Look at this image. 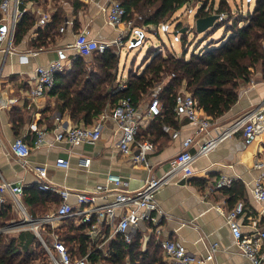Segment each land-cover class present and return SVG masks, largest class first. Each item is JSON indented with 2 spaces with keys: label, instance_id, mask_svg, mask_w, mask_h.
Here are the masks:
<instances>
[{
  "label": "crops",
  "instance_id": "crops-1",
  "mask_svg": "<svg viewBox=\"0 0 264 264\" xmlns=\"http://www.w3.org/2000/svg\"><path fill=\"white\" fill-rule=\"evenodd\" d=\"M23 1L22 9L32 13L38 19L39 25L40 15L47 13L51 16L55 9L51 0ZM79 1L85 4V8L75 14L68 2L60 0L64 22L69 21L70 24L65 27L63 33H60V27L58 28L59 33L49 47L34 48L31 41L37 34L30 32L22 43L14 46V52H0V176L21 188L38 186L39 180L33 167L43 164L47 167L49 182L66 187L73 193L91 192L96 185L106 184L107 174L120 176L128 182V192L136 193L142 188L149 173L142 166L133 164L130 156L119 151L121 132L113 121H106L101 138L93 144L68 145L55 142L54 130L69 128L76 124L71 121L68 114H61L55 109L54 95L48 93L39 100H32L29 96V91L35 85L34 70L37 66L61 60L65 66L64 70L70 67V58L77 54L67 49V46L73 43L77 33L87 31L89 37L96 40H111L117 36L116 31L106 23L105 14L101 10V7L106 6L110 0ZM139 31L143 32L140 28L137 32ZM32 50L38 51V54L29 57L27 62H22L19 54ZM116 54L120 55V52ZM120 67L119 60V86L125 85L128 74L134 71L131 69L126 73V69L122 70ZM157 91L158 88L154 92ZM181 91L185 92L184 88L178 92ZM238 93L237 102L214 121L218 126L231 124L246 111L258 108L263 102V65L259 64L251 71L248 81L240 83ZM148 103L149 101L146 104L142 101L136 105V119L139 122L137 138L153 139L154 150L148 156L151 174L160 176L168 169L170 160L179 151L181 140L194 137L195 140L202 141L205 137L198 135L195 126L185 115L181 112L177 114L174 109V115L170 116L166 125L179 131V138L172 139L163 131L158 135L157 124L162 123L165 111L162 108L161 114L155 119L147 118L145 113ZM42 129L48 130L46 145L33 149L26 164L9 154L8 149L13 140L22 138L27 144L32 145L36 132ZM195 148L196 146H193L190 151H194ZM59 158L69 161L68 169L55 166V160ZM81 159H86L88 166H80ZM260 161L264 163V127L251 139L238 133L225 140L207 156L198 158L191 165V176L162 188L156 194L159 212H152V215L157 216V222L141 224L134 235L138 236L141 249L144 251L150 240L160 244L161 241L168 239L184 245L187 252L193 256L204 258L209 253L211 245L216 243L218 250L214 253L213 259L206 264H251L234 247L224 213L236 202L241 201L245 213L241 217L243 233L252 231L253 222L259 227H264V203L256 201L250 193L254 180L264 171V168L263 170L254 168L255 162ZM220 176L232 178L234 181L228 188L213 190L212 186ZM69 203L76 207L74 196L69 198ZM7 204L11 205L13 211L14 208L17 209L10 200ZM70 221L74 227L80 226L77 221ZM109 233L110 227L103 223L97 229L94 239L88 241L89 247L90 244L100 245L107 254L106 245L116 237L104 241L103 236ZM161 256L162 264H168L162 251Z\"/></svg>",
  "mask_w": 264,
  "mask_h": 264
},
{
  "label": "built area",
  "instance_id": "built-area-1",
  "mask_svg": "<svg viewBox=\"0 0 264 264\" xmlns=\"http://www.w3.org/2000/svg\"><path fill=\"white\" fill-rule=\"evenodd\" d=\"M21 3V0H0V24L5 26V29H0V52L12 53L15 50V27L25 12L21 9ZM101 10L105 14L106 23L116 31L117 36L111 40H96L89 37L87 31H81L75 35L73 43L69 44L67 49L83 57L93 53H104L110 49L119 53L132 35L137 34L139 28L135 26L134 20L129 17L118 0H110L106 6L101 7ZM49 20L50 16L47 13L40 15L41 22ZM69 24V21H65L60 26L59 32L63 33ZM3 43L5 46H2ZM262 48L264 52V43ZM36 54L38 51L32 50L19 54V58L22 62H27L29 57ZM64 67L61 60L52 61L45 66H37L34 70L35 85L29 91L30 98L39 100L50 93L54 87L56 74L62 72ZM125 87L120 85L119 89L122 90ZM174 102L175 112L183 113L195 126L196 133L205 138L202 141H197L194 137L181 140L179 151L170 160L168 169L162 175L151 174L148 156L154 150V142L149 138H137L139 122L136 119V105L129 98L120 99L112 108L104 110L90 126L81 124L54 130V141L68 145L93 144L101 138L106 121H113L121 132L119 151L123 155L130 156L133 164L142 166L149 173L142 188L136 193H130L126 180L115 174H107L106 184L96 185L91 192L73 193L66 187L49 182L45 165H35L33 171L39 180L38 190L58 196L60 204L54 210L31 217L20 200L21 186L8 182L0 176V208L10 200L21 212L20 222L0 228V233L16 229L33 231L46 252L48 264H98L90 259V254L95 250H101L106 255V251L100 245L91 246L90 244V249L84 256L72 254L59 233V227L65 220H75L78 224L85 225L86 234L91 241L97 229L104 223L110 227V233L103 236L104 241L118 235L125 243H130L141 224L157 222V216H153L152 212H159L156 194L162 188L179 183L191 176V165L198 158L207 156L225 140L238 133L251 139L264 127V100L258 108L246 111L234 122L225 126H218L211 121L198 101L186 91L177 93ZM145 114L150 119H155L161 114V103L158 98L152 97L149 100ZM163 132L169 134L172 139L179 138V131L170 126H163ZM47 134V129L37 131L32 145L27 144L22 138H16L9 146V154L26 164L33 149L46 145ZM193 146H196L195 150L190 151ZM79 165L88 166V161L81 159ZM55 166L66 170L69 168V161L56 159ZM254 168L263 170L264 163L255 162ZM233 181L232 178L220 176L212 189L228 188ZM250 193L256 201L264 203V171L254 180ZM71 196L76 199V207L69 203ZM244 214V204L241 201L236 202L224 213L225 221L233 237V245L251 264H264V227H259L256 222H253L251 223L252 231L244 234L241 224V217ZM160 246L168 264H206L213 259L214 253L218 250V244L214 243L207 256L198 258L188 253L184 245L172 240H163Z\"/></svg>",
  "mask_w": 264,
  "mask_h": 264
},
{
  "label": "trees",
  "instance_id": "trees-1",
  "mask_svg": "<svg viewBox=\"0 0 264 264\" xmlns=\"http://www.w3.org/2000/svg\"><path fill=\"white\" fill-rule=\"evenodd\" d=\"M21 1L22 9L24 1ZM51 1L55 9L49 22H41L39 25L32 13L24 12L15 27L14 45L22 43L30 32L37 34L31 41L34 48H47L54 42L65 17L60 0ZM64 1L73 7L75 14L85 8V4L79 0ZM118 1L134 20L135 26L140 28L158 26L167 21L179 7L194 0ZM196 1L202 3L197 17H206L214 11L213 0ZM216 12L232 17L225 0H220ZM223 25L226 34L218 47H206L188 58H185V50L180 56L171 52L165 55L161 52L149 53L140 71H130L126 87L122 90L118 83L119 55L113 50L93 53L88 57L73 56L69 61L70 67L55 76L54 87L50 92L56 99L55 109L61 114H68L76 125L90 126L104 110L112 108L118 100L129 98L137 105L152 94L159 99L161 109L165 111L162 123L157 124L159 126L154 124L160 135L167 120L174 115L175 96L179 89L184 88L198 101L208 118L215 121L237 102L240 83L248 81L251 71L259 64L264 67V0H255L254 9L247 16H235L229 25L224 24V19L220 20L211 30ZM227 33L230 35L226 38ZM181 43L183 46L186 44L185 35L181 36ZM162 81L164 82L160 87ZM149 139L153 141L152 138ZM20 200L31 217L47 213L59 203L58 196L41 192L37 185L22 188ZM13 220L14 211L10 204H5L0 208V228ZM86 228L85 225L76 228L70 220H65L60 225L61 239L72 254L84 256L88 253L90 248ZM71 244L73 247H70ZM106 249V255L101 250L93 251L90 259L98 264H162L161 246L154 240H150L143 251L138 236L127 244L117 235L106 245ZM37 263L48 264V259L33 231L22 230L16 236L0 233V264Z\"/></svg>",
  "mask_w": 264,
  "mask_h": 264
},
{
  "label": "rangeland",
  "instance_id": "rangeland-1",
  "mask_svg": "<svg viewBox=\"0 0 264 264\" xmlns=\"http://www.w3.org/2000/svg\"><path fill=\"white\" fill-rule=\"evenodd\" d=\"M213 1L214 11L210 14H218L216 9L220 0ZM225 2L229 6L232 17L229 18L226 15L221 14L222 18L220 20L224 19V24L227 25L232 22V19L235 16H247L250 14L255 6V0H225ZM201 4L200 1L198 2L194 0L190 4L179 7L167 21L162 22L158 26H140V29L143 31V36L139 43L136 46L131 45V40L133 38L137 39V34H134L121 48L119 55L120 69H126V73L131 69L135 72L136 70L140 71L142 65L144 66V61L151 53L161 52L165 55L171 52L180 56L183 53V50H185V58H188L192 53H198L206 47H218L224 41V36L226 34L224 25L219 29L211 30L206 33L199 34L195 31L194 20ZM177 26H180V28ZM183 28H186L185 33L180 32ZM182 35H185L186 37V44L184 46L181 43ZM229 35L230 33H227L226 38ZM162 85L163 81L159 86L161 87ZM180 90L181 89H179V91ZM153 96L154 95L152 94L147 96L143 103L146 104ZM14 212V220L11 223H18L21 220V212L15 208ZM11 223L9 222L7 225H10ZM20 231L22 230L16 229L4 234L7 236H16Z\"/></svg>",
  "mask_w": 264,
  "mask_h": 264
},
{
  "label": "water",
  "instance_id": "water-1",
  "mask_svg": "<svg viewBox=\"0 0 264 264\" xmlns=\"http://www.w3.org/2000/svg\"><path fill=\"white\" fill-rule=\"evenodd\" d=\"M195 20H194V26H195V31L199 34L201 33H206L208 31H210L215 24L220 21V19L222 18L221 14H210L206 17H197L195 16ZM0 29H5V26H0ZM186 28L181 29V33H185ZM176 35V34H175ZM137 39L133 38L131 40V45L132 46H136L139 41L142 39L143 33L141 31L137 32Z\"/></svg>",
  "mask_w": 264,
  "mask_h": 264
}]
</instances>
